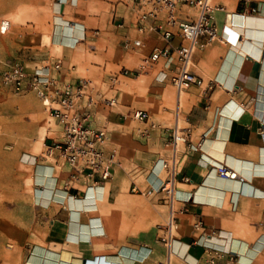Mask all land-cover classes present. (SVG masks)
Wrapping results in <instances>:
<instances>
[{
    "label": "crops",
    "instance_id": "1",
    "mask_svg": "<svg viewBox=\"0 0 264 264\" xmlns=\"http://www.w3.org/2000/svg\"><path fill=\"white\" fill-rule=\"evenodd\" d=\"M61 1L59 15L53 17L50 44L60 59L42 56L27 63L38 68L59 63L63 81L86 79L93 96L101 93L115 98L114 106L93 109L90 125L106 131L105 151L116 163L105 182L97 177L73 179L57 151L31 166L35 215L30 249L42 245L43 251H53L59 264H159L167 260L168 264H205L212 256L215 264H264V194L256 195L264 193V0L213 1L231 14V22H226L225 13L217 14L220 39L192 56L191 71L202 85L179 93L168 79L172 71L162 62L137 77L120 76L116 83L110 82L113 75L136 69L143 57L167 44L156 32L136 30L138 7L132 0ZM6 2L13 14L0 17V34L8 33L14 23L9 35V56L14 60L22 41L16 37L17 30L32 26L33 20L40 25V40H44L48 27L37 19L38 9L30 7L41 0ZM192 13L182 8L177 16ZM163 18L161 13L158 19ZM59 21L69 27H61ZM156 23L149 20L146 24ZM171 31L170 46L176 47L180 38L175 28ZM125 39L139 40L141 46L126 51L122 48ZM161 73L167 75L164 81L157 78ZM136 110L148 113L147 121L137 120L146 129H119L130 127L128 115ZM175 125L190 129L194 150L181 155L174 205L178 237L167 257L153 222L155 205L160 202L159 207H167L160 200L163 195L155 191L166 175L160 163L169 155L163 129ZM47 135L40 126L41 144L33 151L42 147L47 151L54 144L52 138L60 141L59 134ZM220 166L234 170L244 181L220 177L215 169ZM144 171H148L145 180ZM132 174H140L133 180L146 186L147 196L156 193L155 199L144 201L140 188L142 194L132 192L136 184L126 191ZM182 177L189 181L182 182ZM197 220L204 225V235L193 229ZM212 231L215 236L206 242V234ZM208 248L229 254L218 256ZM31 263L29 255L24 264ZM40 264H47L46 259Z\"/></svg>",
    "mask_w": 264,
    "mask_h": 264
},
{
    "label": "built area",
    "instance_id": "2",
    "mask_svg": "<svg viewBox=\"0 0 264 264\" xmlns=\"http://www.w3.org/2000/svg\"><path fill=\"white\" fill-rule=\"evenodd\" d=\"M138 7L135 26L140 33L153 31L161 35L167 44L160 49H154L149 55L143 57L134 70L123 69L110 78L112 84L116 83L118 77H137L146 73L157 63L162 62L163 67L172 71L168 77L170 83L179 93L188 90L193 86L200 87L202 80L192 71V56L195 50L203 48L205 45L220 39L216 22L218 13H226L224 7L213 4V0H132ZM61 4V0H56ZM182 8L191 9L193 14H186L179 17L177 14ZM253 11V10H252ZM164 15L163 20H159L160 14ZM154 20L158 23L147 25V21ZM175 28L180 43L176 47L170 46L174 38L171 31ZM141 46L139 40L125 39L122 48L126 51L137 49ZM60 64L55 63L52 68L44 66L32 68L21 59H15L9 63H4L0 69V84L12 90L15 94L33 93L48 115L55 120L60 127V141L52 138L54 144L48 146V150L42 155H35L32 161L20 159V163L28 166H35L45 157L57 151L64 163L70 169L73 179L79 176L88 178L97 177L100 182L109 180L112 176V168L116 163L113 156L106 154V131L97 129L90 125L92 111L96 106L112 107L115 98L105 97L101 93L92 95L90 81L80 79L76 82L63 81L59 74ZM159 81L167 78L161 73L157 76ZM133 118L138 121H147L149 116L146 111L136 110L132 113ZM166 134L165 146L170 151V156L161 162V168L166 175L160 185L155 189L157 193L163 195V200L169 208L168 217L164 225L158 227L162 234L158 241L167 250V257L171 254V247L176 240L175 233L179 228L178 218L175 214V190L177 174L179 170L181 155L194 150L190 142V129H180L176 125L164 128ZM181 147L184 148L181 151ZM220 177L228 180H235L236 173L225 166L215 168ZM182 182H188L186 177L181 178ZM132 192L140 193V189L135 185ZM193 229L205 234L202 221L197 220L193 224ZM220 234H217L219 237ZM215 236V232L206 234L205 241H210ZM215 255L229 254L208 248ZM210 253V254H211ZM144 259V258H143ZM142 259V260H143ZM141 261V260H139ZM159 264H168L162 262ZM205 264H215V257H209Z\"/></svg>",
    "mask_w": 264,
    "mask_h": 264
},
{
    "label": "rangeland",
    "instance_id": "3",
    "mask_svg": "<svg viewBox=\"0 0 264 264\" xmlns=\"http://www.w3.org/2000/svg\"><path fill=\"white\" fill-rule=\"evenodd\" d=\"M6 1L0 0V17L10 18L13 12L7 9ZM55 1L41 0V4L35 3L30 6L33 9H38L37 19L48 27L45 39L40 40V25L29 19L32 26H24V28L21 27L20 30H17L19 35L16 37H20L22 41L20 43L21 49L15 59H21L26 63L28 60L42 56H49L55 60L60 59V54L54 52L50 46L54 28L53 17L57 16L54 14L53 9ZM108 1L118 3L120 0ZM13 28L14 23H12L8 33L0 34V53L2 54V57H0V69L4 63H9L14 58L12 55L9 56L12 54V43L9 40V35ZM27 66L32 67L29 63H27ZM128 116L130 127L120 126L118 127L119 129L126 130L128 128L135 131L146 129L145 126H141L137 120L132 118L131 113ZM123 122L122 120L120 123ZM40 126L46 129L48 134L46 137H57L59 134V127L44 112L40 102L33 93L15 94L11 89L0 84V207H2L0 215V264H24L25 258H28L29 250H31L29 244L35 215L32 203V175L34 169L31 166L21 164L20 159L22 157L24 161L29 159L32 161L35 155H42L46 152L43 147L33 151V147L41 144V138L38 137ZM167 150L169 157L170 151L169 149ZM148 171L142 173L144 180ZM135 175L140 176V174H132L127 179L126 191L129 192L131 184H136L145 194L142 197L144 201L145 199L148 201L152 198L155 199L156 193L147 196L146 186H141L133 180ZM160 200L164 202L162 198ZM144 203L142 206L143 220L146 219V202ZM160 204L159 202L158 205ZM157 206L155 205L157 218L154 219L153 226L158 232V236H160L162 232L158 227L163 226L167 220L169 208ZM175 237H178V230L175 233Z\"/></svg>",
    "mask_w": 264,
    "mask_h": 264
},
{
    "label": "bare ground",
    "instance_id": "4",
    "mask_svg": "<svg viewBox=\"0 0 264 264\" xmlns=\"http://www.w3.org/2000/svg\"><path fill=\"white\" fill-rule=\"evenodd\" d=\"M60 3H58V2H54V5H53V9H54V14H56V15H59V12H60ZM193 14V13H192ZM56 17H58V16H56ZM57 19H59V18H57ZM226 19H227V23H230L231 22V14H227V16H226ZM58 25H60L61 27H64V28H67V27H69V26H66V24L63 22H58ZM42 106V105H41ZM43 108V107H42ZM44 110V109H43ZM44 112L46 113V114H48V112H46L45 110H44ZM133 113V112H132ZM131 113V116L133 115ZM50 117V116H49ZM51 118V117H50ZM132 118H133V116H132ZM52 119V118H51ZM134 119V118H133ZM53 120V119H52ZM135 120V119H134ZM55 121V120H54ZM66 165V164H65ZM67 166V165H66ZM234 171V170H233ZM235 172V171H234ZM236 173V172H235ZM236 179L235 180H239L240 182H243L244 181V179L242 178V177H239V176H237L236 175ZM42 184H43V182H42ZM48 186H49V184H48ZM262 194H264V193H262V192H260V193H258V194H256V195H262ZM43 202V201H42ZM45 202V201H44ZM47 202V201H46ZM45 204V203H44ZM3 206V205H2ZM1 211H2V207H0V215H1ZM0 221H1V218H0ZM36 246V249L33 251L32 250V248H31V250H30V252H29V255H31V261L33 262V263H31V264H40L41 263V261H45V259H46V262H47V264H59V261H57V257L55 256V254H53V251H43V246L42 245H39V244H36L35 245ZM34 247V246H33ZM126 254V253H125ZM29 255H28V257H29ZM131 256L132 255H128V259H130L131 258ZM137 257V256H136ZM62 258L63 259H67L68 257L66 256V255H63L62 256ZM138 259V258H137Z\"/></svg>",
    "mask_w": 264,
    "mask_h": 264
}]
</instances>
